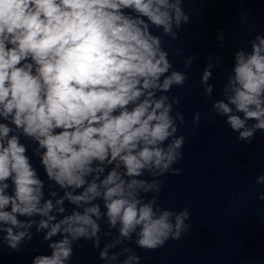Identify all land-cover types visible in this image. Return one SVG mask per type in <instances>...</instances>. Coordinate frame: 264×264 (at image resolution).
Listing matches in <instances>:
<instances>
[{
  "label": "clouds",
  "instance_id": "9594fccd",
  "mask_svg": "<svg viewBox=\"0 0 264 264\" xmlns=\"http://www.w3.org/2000/svg\"><path fill=\"white\" fill-rule=\"evenodd\" d=\"M184 3L0 0V248L27 251L40 236L48 252L33 247L31 264H72L85 240L103 264H141L135 248L155 251L189 230L187 209L158 202L185 143L169 93L198 59L176 70L169 56L180 49L164 46L191 21ZM220 66L208 57L207 97ZM211 112L244 143L264 132V34L235 50Z\"/></svg>",
  "mask_w": 264,
  "mask_h": 264
}]
</instances>
